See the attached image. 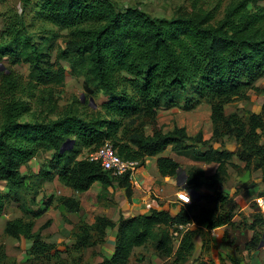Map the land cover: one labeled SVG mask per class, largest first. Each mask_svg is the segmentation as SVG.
I'll use <instances>...</instances> for the list:
<instances>
[{
	"label": "trees",
	"instance_id": "obj_1",
	"mask_svg": "<svg viewBox=\"0 0 264 264\" xmlns=\"http://www.w3.org/2000/svg\"><path fill=\"white\" fill-rule=\"evenodd\" d=\"M258 1L230 0L224 8H220V2L215 10L223 9V16L217 18L213 9L196 3L193 12L163 17L138 6L120 7L113 0H22L24 8L34 4L33 16L69 30L60 57L71 62L75 74L86 76L84 85L90 94L96 92L91 82L106 94L100 108L90 113L72 107L60 109L55 91L65 79V68L43 48L45 37L41 42L33 37V24L27 21L25 10L3 12L0 59L8 56L26 60L31 71L26 82L14 70L0 77V178L15 187L7 194L0 192V218L11 196L24 199L19 191L21 186H28L25 181L30 177L24 170L30 169L31 160L44 149L53 151L51 168L41 164L36 173L44 181L57 176L77 191L88 190L95 181L104 188L118 182L130 197L133 183L129 173L116 178L99 163L78 157V152L81 148L95 150L109 140L122 157L143 164L146 156L170 145L181 150L191 147L190 140L204 144L201 136H189L184 128L165 132L159 126L158 111L173 105L192 109L202 101L209 102L213 139L235 137L239 145L236 155L247 162V167L255 164L264 171V103L260 112H248L246 116L225 112L227 104L246 98L264 73V6ZM51 83L54 86H49ZM33 103L37 106L33 118L24 119L33 110ZM146 125H152V133L146 131ZM68 139H74V146L62 152ZM198 155L218 162L217 169L208 175L201 168H191L186 188L205 186L213 191L192 196V201L183 203L175 215L164 208H153L136 216L121 215L118 222L108 216H97L93 223L81 220L74 228L73 249L81 252L84 247L102 243L107 228L117 225L113 255L96 264H130L138 247H152L164 260L162 264L188 261L199 229L181 230L179 225L207 223L214 228L232 223L236 207L234 198L220 189L228 178L232 152L211 147ZM158 165L163 175L180 170V164L167 156L159 157ZM35 200L31 197V202ZM60 200L70 211L81 210L80 202L73 197L62 196ZM48 205L32 209L29 216L9 219L5 234L32 239L31 259L42 264H83L81 253L70 263L61 258L56 244L45 241L40 231H33L35 218ZM258 213L254 228L264 226V217ZM259 231L249 248L260 246ZM174 232L180 237L175 252ZM2 248L0 264L9 259ZM233 262L241 264L237 258ZM191 264L217 263L204 256Z\"/></svg>",
	"mask_w": 264,
	"mask_h": 264
},
{
	"label": "crops",
	"instance_id": "obj_2",
	"mask_svg": "<svg viewBox=\"0 0 264 264\" xmlns=\"http://www.w3.org/2000/svg\"><path fill=\"white\" fill-rule=\"evenodd\" d=\"M263 81L264 77L261 82L263 83ZM262 102L264 103V100H262ZM263 103L261 106H263ZM203 106L209 107V118H204L202 117L203 114L198 113V115H195V119L192 120V124H190V122L187 123L185 119H182V122L194 127L198 125V128L203 126V123H205L204 125L206 126L209 120L211 123L209 135L213 136L214 124L212 122L211 104L203 105L199 103L197 107L192 109L177 108V106L173 105L170 106L169 110H175L174 108H177L187 112L189 116L191 113L194 114L193 110ZM166 108L168 109L169 107ZM225 111L227 114V106ZM183 123H177L178 126H176L184 127L185 125ZM195 130H192V132H195ZM148 133L150 132L148 131ZM171 147V145L168 146L164 151L156 155L146 156L145 162L141 164L133 174L132 195L130 197L126 192V188L120 186L118 182H114L107 188H104L101 182L95 181L88 190L77 191L73 187L62 183L57 176L52 180H45L43 182L44 188L47 187L48 184H54L53 187H55L54 190L56 189V194L77 199L80 202L81 210L70 211L62 201H60L57 210H54V207H49L48 205L49 208H46L35 218L33 231H40L45 241L56 244L60 249L61 258L68 261L70 260V263L72 259L75 256L78 257L80 253L82 255L83 264H96L104 257H111L116 246L118 233L117 225L107 228L105 239L102 243L84 247L81 252H77L73 249V245L76 242V237L74 236L76 224L81 220L93 223L96 220V215L108 216L113 221L118 222L121 215L125 217L136 216L148 213L153 208H164L169 210L173 215L177 214L183 205V203L178 200L177 194L178 191L186 185L188 170L183 171L186 175L185 182L178 175H163L159 169L158 159L161 156H167L181 162L186 161L185 159H187V157L183 153L172 151L174 148ZM235 147L236 146H228L230 150H235ZM198 162L199 165L201 162H204L200 167L208 175L213 174L218 166V162L215 163L214 170H212L213 172L209 171L208 173L205 169L206 161L200 159ZM93 188H97V191L92 192ZM205 188V186H200L191 191L192 193L200 194ZM103 189L104 192H102ZM114 189L116 192L113 193ZM235 198L236 207L232 223L222 224L214 228L208 227L207 223L201 225L193 223L190 226L192 228H198L199 231L194 238L195 249L193 254L184 264L198 263L207 253L211 255V258L217 264H234V258H237L241 264H264L259 256L260 246L257 248H249L250 243L258 235L257 231L259 230L258 225L254 228L256 220L254 201L257 197H255V194L245 197L243 193H240ZM52 210H54V212ZM82 211L84 214H81ZM258 211L260 210L258 209ZM4 215L5 212L0 218V236L5 234L6 224L9 220V218ZM63 215L66 216V219L62 217ZM50 219H52V223L46 225V222ZM7 237L6 248L8 254L24 260L33 258V254L31 253V248L33 246L32 239L24 236L14 237L7 235ZM173 244L175 252L180 244L179 237L173 239ZM163 261L164 260L153 250H150L145 252L144 258L133 263L131 262L130 264H162Z\"/></svg>",
	"mask_w": 264,
	"mask_h": 264
},
{
	"label": "rangeland",
	"instance_id": "obj_3",
	"mask_svg": "<svg viewBox=\"0 0 264 264\" xmlns=\"http://www.w3.org/2000/svg\"><path fill=\"white\" fill-rule=\"evenodd\" d=\"M118 6L125 7V6H138L147 12L163 16V17H171L175 13L183 11V12H193L194 11V3H196L198 6H202L205 9H213L216 13L217 18H220L223 16V9L215 10V7L218 6V3L221 2L220 8H224L227 3H229L230 0H113ZM258 3L260 5L264 6V0H259ZM34 4H31L28 6V8H24L22 0H0V30H2L4 23L2 18V13L13 9L16 12H21L25 10V16L27 21L31 25L30 31L33 34V37L38 41H43V37L46 38L44 41V49L48 52H50L53 59H58L60 63L65 68V79L56 85V91L55 95L58 99L60 109L63 110L64 108L72 107L74 110H77L78 112H85L90 113L92 110H97L100 108L101 102L105 99L106 94L100 89L97 90V85L93 82L90 83L91 88L93 90H96L94 94H90L84 85V81L86 76L84 75H77L72 70V64L71 62L63 57H60V52L62 48L66 46V41L69 36V30L64 28L60 29L51 23L44 21L43 19H40L39 17L33 16V13L31 12V6ZM38 31H41L39 33ZM36 32L38 34L36 35ZM42 35V36H41ZM15 71L16 73L20 74L24 81H28V78H30V64L28 61L20 59L15 60L13 58H10L8 56H4L0 59V77L1 73H8L11 71ZM264 77V73L259 76L252 88L248 90V95L246 98L236 100L234 102H231L227 104V114H231L233 112H237L240 115L246 116L249 113L248 112H260L261 111V105L262 100H264V81L261 82L262 78ZM49 86H54V83L49 84ZM180 101H182V97L180 98ZM258 102V103H257ZM257 103V106H256ZM200 104H210L209 102L202 101ZM199 105V104H198ZM197 105V106H198ZM177 108H182L181 106L175 105ZM196 106V107H197ZM225 106V109H226ZM36 104L33 103V110L30 113L25 114L23 117L24 119H32L33 118V112L36 109ZM201 107L199 109L193 110L194 114L188 113L174 108L175 110H169L170 107L167 109H160L158 113V124L160 127H162L166 132L173 131L175 128H177V123H183L182 119H185L186 122H190L192 124V120L195 119V115H198V113L203 114L202 117L209 118L210 110L209 107ZM184 109V108H182ZM226 112V111H225ZM257 112V113H258ZM198 118V117H197ZM184 124V123H183ZM197 128L186 125L184 127H178V128H184L186 133L189 136L192 137H199L201 136L202 139L205 141L204 144H198L196 140H190V146L189 148L181 149V150H175L172 149V151H177L179 153H183L187 159L186 161H177L180 164V170L175 173L174 175H178L182 180L185 182L186 175L183 171L190 170L193 167L201 168V164L204 162H201L200 165L198 164L200 159H203L201 156L198 155V152H201V150H209L211 147L214 149H224L232 152V158L229 161L228 164V178L227 181L220 187L221 191L224 193L232 196L234 200H236V196L240 193H243L245 197L251 196L255 194V197H259L264 192V171L262 168H256L255 164H252L250 167H247V162L241 160L237 155V151L239 149L238 141L235 137H230V135H224L220 138L214 140L213 136L209 135V128L211 127V123L209 120L206 123V126L204 125ZM177 125V126H176ZM175 126V127H174ZM197 128V129H196ZM196 129V130H195ZM149 131L152 133V125H146V131ZM192 130H195V132H192ZM147 131V132H148ZM205 136V138H204ZM237 142V143H236ZM231 143V144H230ZM235 143V144H234ZM233 144V145H232ZM172 146V145H171ZM228 146H236L235 150H230ZM172 148V147H171ZM170 150V148H169ZM90 150L87 148H81L78 152V157H86L89 154ZM173 153V152H172ZM53 156V151L49 150L46 151L41 150L36 155L37 162L40 165L41 164L44 168H51V158ZM205 160V159H204ZM176 161V160H175ZM205 169L206 171H212L214 170V164L217 163L216 161H209L205 160ZM51 164V165H50ZM218 164V163H217ZM141 165V164H140ZM139 165V167H140ZM138 167V168H139ZM28 170H24L27 172V175L30 176L27 177L25 183L28 185L27 187L21 186L20 188V194L21 196H25L23 200L20 198L16 199L13 196L10 198V201L7 203L6 209H5V215L9 219L14 217L22 216L23 214L29 216L31 215L32 209L39 210L44 208V206L47 203H51L49 207H54V210H57L59 204H60V197L62 195L56 194V189L53 187L54 184H48L47 187H43L44 180L36 176L38 173L36 170L39 168L37 164L33 163L29 166ZM30 170V172H28ZM110 172V171H109ZM213 172V171H212ZM111 174L116 177L112 172ZM171 175V176H174ZM177 176V177H178ZM117 178V177H116ZM30 184V185H29ZM31 187V188H29ZM13 185L8 182L7 180L0 178V192L2 193H9L10 189H14ZM47 190V191H45ZM189 190V189H188ZM97 188H93L92 192H96ZM191 191V190H189ZM207 191H213V189L205 188L203 192L200 194L192 193L191 196H200L204 194ZM104 192V189L102 190ZM116 192V190H113V193ZM35 196V201L31 202V197ZM236 202V201H235ZM254 207H255V215L259 214V204L258 201H254ZM20 203L23 204V207H20ZM33 203V204H32ZM236 204V203H235ZM238 204V202H237ZM48 206L45 207V209L49 208ZM27 208V211H26ZM54 210H52L54 212ZM262 216L264 217L263 212H260ZM81 214H84L82 211ZM96 215L95 217H97ZM66 219V216L63 215ZM52 223V219L48 220L46 222V225H50ZM259 234L264 239V226L259 227ZM179 237V235L175 236L174 238ZM7 235H1L0 236V248L3 246V250L8 255L9 259L5 261L3 264H36L40 263L37 260L33 259H18L15 256H12L8 254L7 248H6V240ZM173 238V239H174ZM180 239V237H179ZM174 247V244H173ZM152 250V247L149 248H136L135 249V255L133 256L132 263L135 261H139L138 256H140L142 253H145L146 251ZM145 256V255H144ZM143 256V258H144ZM260 259L264 262V244L260 246ZM205 257L211 258V255L208 253L205 255ZM212 259V258H211ZM42 264V263H40Z\"/></svg>",
	"mask_w": 264,
	"mask_h": 264
},
{
	"label": "built area",
	"instance_id": "obj_4",
	"mask_svg": "<svg viewBox=\"0 0 264 264\" xmlns=\"http://www.w3.org/2000/svg\"><path fill=\"white\" fill-rule=\"evenodd\" d=\"M86 158L90 161L97 162L105 170L112 172L116 177L122 176L129 173L131 178L133 174L137 171L139 165L141 164L137 159H130L122 157L113 143L107 140L102 146L95 150H91ZM178 200L182 203H189L192 201V196L186 188H182L177 194ZM259 204V210L264 214V193L256 198ZM192 223L180 224L179 228L185 230L189 228ZM178 235V232H174V237Z\"/></svg>",
	"mask_w": 264,
	"mask_h": 264
},
{
	"label": "water",
	"instance_id": "obj_5",
	"mask_svg": "<svg viewBox=\"0 0 264 264\" xmlns=\"http://www.w3.org/2000/svg\"><path fill=\"white\" fill-rule=\"evenodd\" d=\"M73 146H74V139H68V140H66V141L63 143V145H62V147H61V151L63 152V151L69 150V149H71ZM36 160H37L36 158H33V159L31 160V163H30V164H33V163L37 164V166H38L39 168H38L36 171L38 172L39 169H40V165H39V163H38ZM185 186H186V185H185ZM263 244H264V239L262 240L260 246H262Z\"/></svg>",
	"mask_w": 264,
	"mask_h": 264
},
{
	"label": "clouds",
	"instance_id": "obj_6",
	"mask_svg": "<svg viewBox=\"0 0 264 264\" xmlns=\"http://www.w3.org/2000/svg\"><path fill=\"white\" fill-rule=\"evenodd\" d=\"M184 188H186V186L184 187ZM187 189V188H186ZM188 190V189H187ZM189 191V190H188ZM190 192V191H189ZM190 194H191V192H190ZM261 212V211H260Z\"/></svg>",
	"mask_w": 264,
	"mask_h": 264
}]
</instances>
